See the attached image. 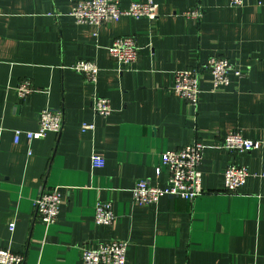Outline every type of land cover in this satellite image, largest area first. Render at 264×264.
I'll return each instance as SVG.
<instances>
[{
    "label": "crops",
    "instance_id": "0c3cea01",
    "mask_svg": "<svg viewBox=\"0 0 264 264\" xmlns=\"http://www.w3.org/2000/svg\"><path fill=\"white\" fill-rule=\"evenodd\" d=\"M77 1L0 0V248L22 254V264H82V246L118 239L128 242L124 264H264V0L239 7L154 0L155 20L122 16L97 28L75 22ZM119 1L125 7L135 0ZM194 6L203 10L199 20L182 15ZM118 36H132L139 48L128 67L119 68L108 51ZM211 55L243 75L213 90L211 75L201 72L193 106L173 92V72ZM77 60L96 64L94 84L70 68ZM23 82L34 91L20 97ZM93 96L110 101L108 117L94 114ZM44 107L61 111V131L14 142L16 129H37ZM84 122L93 130L82 131ZM231 130L259 147L225 150ZM194 140L203 145L202 193L192 201L161 195L136 203L138 180L166 185L163 152ZM92 153L103 166L92 167ZM229 163L249 172L236 192L223 188ZM51 188L61 203L46 225L34 207ZM99 201L111 205V225H95Z\"/></svg>",
    "mask_w": 264,
    "mask_h": 264
},
{
    "label": "built area",
    "instance_id": "2783aa9c",
    "mask_svg": "<svg viewBox=\"0 0 264 264\" xmlns=\"http://www.w3.org/2000/svg\"><path fill=\"white\" fill-rule=\"evenodd\" d=\"M232 6H243V0H230ZM75 22L89 24L96 28L110 23L122 16L146 18L155 20L158 17V4L154 0H135L125 7L119 0H78L70 10ZM182 15L186 18L199 20L203 15L200 6L185 10ZM96 35V32H93ZM109 54L119 68L128 67L138 59L139 48L132 36L115 37L108 47ZM76 72L82 73L87 82L94 84L97 80L98 67L90 60H77L70 66ZM209 72L213 90L223 89L230 83V75L237 78L243 73L238 66L220 55H211L199 66L176 70L173 72V92L196 106L200 96L198 78L201 72ZM34 88L28 82L18 85L17 92L23 97ZM91 107L94 114L108 117L112 112V105L105 97L93 96ZM62 113L50 107L40 110L38 127L35 131L15 130L14 142H18L24 135L28 140L44 136L47 132L59 133L62 128ZM81 130H93L94 124L82 123ZM222 147L229 152H245L259 147V142L245 138L239 131H229L222 140ZM203 145L199 140L184 145L178 149L167 150L161 155V162L168 170V179L165 186L150 184L147 180H138L132 188L133 200L138 204H152L159 200L161 195L194 200L202 193L201 172L199 164L202 159ZM91 165L93 168L104 165V159L92 153ZM249 172L245 166L229 163L223 170V188L228 192H236L244 184ZM264 177V172L260 174ZM60 196L55 188L41 190L35 200V214L39 220L46 224H53L60 208ZM114 213L108 202L99 201L94 206L93 221L95 225H111ZM14 222H10L8 229H14ZM126 240L111 239L98 242L95 246H82V264H124L126 262ZM24 256L8 248H0V264H22Z\"/></svg>",
    "mask_w": 264,
    "mask_h": 264
}]
</instances>
